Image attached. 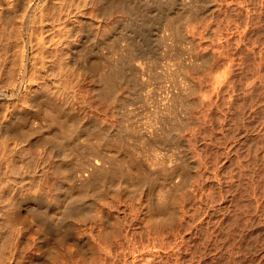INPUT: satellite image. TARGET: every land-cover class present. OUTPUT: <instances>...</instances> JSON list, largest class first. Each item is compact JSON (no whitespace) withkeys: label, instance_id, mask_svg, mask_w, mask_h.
<instances>
[{"label":"rangeland","instance_id":"374dc122","mask_svg":"<svg viewBox=\"0 0 264 264\" xmlns=\"http://www.w3.org/2000/svg\"><path fill=\"white\" fill-rule=\"evenodd\" d=\"M40 1L0 0V264H264V0Z\"/></svg>","mask_w":264,"mask_h":264},{"label":"bare ground","instance_id":"6f19581e","mask_svg":"<svg viewBox=\"0 0 264 264\" xmlns=\"http://www.w3.org/2000/svg\"><path fill=\"white\" fill-rule=\"evenodd\" d=\"M41 1H42V0H41ZM41 1H40V2H41ZM87 1H88V0H87ZM99 1H100V0H99ZM104 1H105V0H104ZM172 1H173V0H172ZM26 2H27V1H26ZM107 2H108V1H107ZM110 2H111V1H110ZM123 2H125V0H124ZM169 2H171V1L169 0ZM8 3H9V2H8ZM62 3H63V2H62ZM111 3H112V2H111ZM24 4H25V3H24ZM70 4H71V3H70ZM122 4H123V3H122ZM130 4H131V3H130ZM130 4H129V5H130ZM26 5H27V4H26ZM28 5H29V4H28ZM39 5H40V4H39ZM66 5H67V4H66ZM151 5H152V4H151ZM83 6H84V5H83ZM112 6H113V5H112ZM116 6H117V5H116ZM116 6H115V7H116ZM119 6H120V5H119ZM123 6H125V5H123ZM136 6H137V3H136ZM136 6H134V7H136ZM164 6H165V5H164ZM36 7H37V6H36ZM42 7H43V6H42ZM42 7H41V8H42ZM121 7H122V6H121ZM127 7H128V6H127ZM137 7H138V6H137ZM159 7H160V6H159ZM162 7H163V6H162ZM167 7H168V6H167ZM26 8H27V7H26ZM73 8H74V7H73ZM77 8H78V7H77ZM130 8H132V7H129V9H130ZM143 8H145V7H143ZM27 9H28V8H27ZM37 9H40V8L37 7ZM79 9H80V8H79ZM121 9H122V8H121ZM129 9H128V10H129ZM132 9H133V8H132ZM146 9H147V8H146ZM170 9H171V8H170ZM30 10H31V9H30ZM30 10H29V11H30ZM130 10H131V9H130ZM159 10H160V9H159ZM2 11H3V9H2ZM117 11H118V10H117ZM123 11H124V10H123ZM133 11H134V10H133ZM164 11H165V10H164ZM166 11H167V10H166ZM168 11H169V10H168ZM58 12H59V11H58ZM121 12H122V11H121ZM125 12H126V11H125ZM72 13H73V12H72ZM82 13H83V12H82ZM127 14H128V13H127ZM132 14H133V13H132ZM140 14H141V13H140ZM140 14H139V15H140ZM22 15H23V14H22ZM77 15H78V14H77ZM135 15H136V13H135ZM8 16H9V15H8ZM19 16H20V15H19ZM32 16H33V15H32ZM131 16H132V15H131ZM133 16H134V15H133ZM14 17H15V16H14ZM28 17H29V16H28ZM65 17H66V16H65ZM142 17H144V16H142ZM147 17H148V15H147ZM168 17H169V16H168ZM177 17H178V15H177ZM180 17H181V16H180ZM6 18H8V17H6ZM15 18H16V17H15ZM30 18H31V17H30ZM30 18H29V19H30ZM39 18H40V17H39ZM57 18H58V17H57ZM130 18H131V17H130ZM133 18H134V17H133ZM137 18H138V17H137ZM148 18H149V17H148ZM175 18H176V17H175ZM12 19H14V18H12ZM16 19H17V18H16ZM18 19H19V18H18ZM18 19H17V21H18ZM23 19H25V18H23ZM31 19H32V18H31ZM80 19H81V18H80ZM140 19H141V17H140ZM142 19H143V18H142ZM169 19L172 20L171 18H169ZM261 19H262V18H261ZM263 19H264V18H263ZM7 20H8V19H7ZM10 20H11V18H10ZM19 20H21V19H19ZM74 20H75V19H74ZM131 20H132V19H131ZM164 20H165V19H164ZM173 20H174V19H173ZM173 20H172V21H173ZM176 20H177V19H176ZM63 21H64V20H62V22H63ZM67 21H69V20H67ZM134 21H135V20H134ZM151 21H152V20H151ZM9 22H10V21H9ZM25 22H26V21H25ZM30 22H31V21H30ZM65 22H66V21H65ZM69 22H70V21H69ZM136 22H137V21H136ZM148 22H149V21H148ZM17 23H18V22H17ZM40 23H41V22H40ZM139 23H140V22H139ZM163 23H164V22H163ZM168 23H169V22H168ZM168 23H166L167 26H169ZM128 24H129V23H128ZM140 24H141V23H140ZM144 24H145V23H144ZM149 24H151V23H149ZM62 25H63V24H62ZM72 25H73V24H72ZM138 25H139V24H138ZM154 25H155V24H154ZM154 25H153V26H154ZM174 25H175V24H174ZM13 26H14V25H13ZM23 26H24V25H23ZM63 26H64V25H63ZM73 26H74V25H73ZM73 26H72V27H73ZM165 26H166V25H165ZM165 26H164V27H165ZM170 26H171V25H170ZM21 27H22V26H21ZM21 27H20V28H21ZM67 27H68V26H67ZM131 27H132V26H131ZM135 27H136V26H135ZM142 27H143V25H142ZM15 28H16V27H15ZM73 28H75V27H73ZM133 28H134V27H133ZM149 28H150V27H149ZM10 29H11V28H10ZM16 29H17V28H16ZM64 29H65V28H64ZM70 29H71V28H70ZM76 29H77V28H76ZM134 29H135V28H134ZM146 29H147V28H146ZM163 29H164V28H163ZM167 29H168V28H167ZM11 30H12V29H11ZM28 30H29V29H28ZM52 30H53V29H52ZM52 30H51V31H52ZM56 30H57V29H56ZM65 30H66V29H65ZM71 30H72V29H71ZM73 30H74V29H73ZM135 30H136V29H135ZM161 30H162V29H161ZM33 31H34V30H33ZM41 31H42V30H41ZM132 31H133V30H132ZM147 31H148V30H147ZM162 31H163V30H162ZM168 31H169V30H168ZM13 32H14V31H13ZM29 32H30V31H29ZM29 32H28V33H29ZM60 32H61V31H60ZM64 32H65V31H64ZM66 32H68V31H66ZM73 32H74V31H73ZM139 32H140V30H139ZM160 32H161V31H160ZM165 32H166V31H165ZM30 33H31V32H30ZM68 33H70V32H68ZM134 33H136V32H134ZM143 33H144V32H143ZM170 33H172V32H170ZM175 33H176V32H175ZM23 34H24V33H23ZM23 34H22V35H23ZM71 34H72V33H71ZM126 34H127V33H126ZM128 34H129V33H128ZM131 34H132V33H131ZM139 34L141 35V33H139ZM172 34H173V33H172ZM172 34H171V35H172ZM30 35H31V34H30ZM30 35H29V36H30ZM41 35H42V34H41ZM58 35H59V34H58ZM65 35H67V34H65ZM73 35H74V34H73ZM135 35H136V34H135ZM154 35H155V34H154ZM169 35H170V34H169ZM39 36H40V35H39ZM67 36H69V35H67ZM70 36H71V35H70ZM70 36H69V37H70ZM125 36H126V35H125ZM19 37H20V35H19ZM26 37H27V36H26ZM61 37H62V36H61ZM72 37H73V36H71V38H72ZM128 37H129V35H128ZM152 37H153V36H152ZM155 37H156V36H155ZM157 37H158V36H157ZM165 37H169V36H165ZM9 38H10V37H9ZM36 38H37V37H36ZM40 38H41V37H40ZM49 38H50V37H49ZM49 38H48V39H49ZM58 38H59V37H58ZM71 38H70V39H71ZM124 38H125V37H124ZM132 38H133V37H132ZM15 39H16V38H15ZM20 39H21V38H20ZM38 39H39V38H38ZM38 39H37V41H39ZM41 39H42V38H41ZM46 39H47V38H46ZM48 39H47V40H48ZM59 39H61V38H59ZM59 39H58V40H59ZM63 39H64V38H63ZM161 39H162V38H160V40H161ZM165 39H166V38H165ZM8 40H9V39H8ZM12 40H13V39H12ZM16 40H17V39H16ZM16 40H15V41H16ZM26 40H27V39H26ZM47 40H46V41H47ZM51 40H53L52 37H51ZM68 40H69V39H68ZM157 40H158V39H157ZM166 40H167V39H166ZM40 41H41V40H40ZM132 41H133V40H132ZM132 41H131V42H132ZM150 41H151V40H150ZM158 41H159V40H158ZM161 41H162V40H161ZM170 41H171V40H170ZM23 42H24V41H23ZM23 42H22V43H23ZM42 42H43V41H42ZM47 42H48V41H47ZM128 42H129V41H128ZM145 42H147V41L145 40ZM151 42H152V41H151ZM167 42H168V41H167ZM172 42H173V41H172ZM250 42H251V41H250ZM32 43H33V42H32ZM44 43H45V42H44ZM64 43H65V42H64ZM129 43H130V42H129ZM129 43H128V44H129ZM159 43H160V42H159ZM39 44L41 45L40 42H39ZM51 44H52V43H50V45H51ZM82 44H83V43H82ZM132 44H133V43H132ZM132 44H131V45H132ZM143 44H144V43H143ZM153 44H154V43H153ZM163 44H164V43H163ZM163 44H162V45H163ZM18 45H19V44H18ZM31 45H32V44H31ZM37 45H38V44H37ZM61 45H62V44H61ZM15 46H16V45H15ZM19 46H21V45H19ZM138 46H139V44H138ZM138 46H137V47H138ZM159 46H160V45H159ZM163 46H164V45H163ZM165 46H166V45H165ZM13 47H14V46H12V48H13ZM22 47H23V46H22ZM22 47H21V48H22ZM38 47H39L38 49H41L40 46H38ZM44 47H46V46L44 45ZM48 47H50V46H48ZM54 47H55V46H54ZM60 47H61V46H60ZM86 47H87V46H86ZM86 47H85V48H86ZM128 47H129V45H128ZM147 47H148V46H147ZM151 47H154V48H155L156 46H151ZM157 47H158V44H157ZM157 47H156V48H157ZM17 48H18V47H17ZM19 48H20V47H19ZM66 48H67V47H66ZM81 48H82V47H81ZM129 48H130V47H129ZM148 48H149V47H148ZM166 48H167V47H166ZM42 49H43V48H42ZM53 49H54V48H53ZM57 49H58V48H57ZM68 49H69V47H68ZM143 49H144V48H143ZM143 49H142V50H143ZM13 50H14V49H13ZM15 50H16V49H15ZM50 50H51V49H50ZM50 50H49V51H50ZM65 50H66V49H65ZM69 50H70V49H69ZM130 50H131V49H129V51H130ZM145 50H146V49H145ZM19 51H20V50H19ZM24 51H25V50H24ZM43 51H44V50H43ZM47 51H48V50H47ZM57 51H58V50H57ZM75 51H76V50H75ZM151 51H152V50H151ZM153 51H154V50H153ZM155 51H156V50H155ZM20 52H21V51H20ZM44 52H46V51H44ZM60 52H61V51H60ZM72 52H74V51H72ZM84 52H85V51H84ZM123 52H124V51H123ZM148 52H149V51H148ZM56 53H57V52H56ZM62 53H63V51H62ZM134 53H135V51H134ZM21 54H22V53H21ZM21 54H20V55H21ZM45 54H46V53H45ZM51 54H52V53H51ZM51 54H50V55H51ZM65 54H66V53H65ZM118 54H119V53H118ZM120 54H121V53H120ZM137 54H139V53H137ZM147 54H148V53H147ZM250 54H251V53H250ZM252 54H253V53H252ZM67 55H68V53H67ZM73 55H74V54H73ZM122 55H123V53H122ZM122 55H121V56H122ZM139 55H141V54H139ZM143 55H144V54H143ZM51 56H52V55H51ZM54 56H55V54H54ZM54 56H53V58H54ZM56 56H57V55H56ZM71 56H72V55H71ZM74 56H75V55H74ZM123 56H124V55H123ZM148 56H149V54H148ZM19 57H20V56H19ZM47 57H48V56H47ZM60 57H61V56H60ZM128 57H129V56H128ZM128 57H127V58H128ZM131 57H132V56H131ZM146 57H147V56H146ZM6 58H7V57H6ZM26 58H27V57H26ZM55 58H56V57H55ZM85 58H86V57H85ZM117 58H118V57H117ZM122 58H123V57H122ZM132 58H133V57H132ZM132 58H131V59H132ZM134 58H135V57H134ZM168 58H169V57H168ZM19 59H20V58H19ZM19 59H17V60H19ZM48 59H49V58H48ZM48 59H47V60H48ZM57 59H58V58H57ZM60 59H61V58H60ZM65 59H66V58H65ZM138 59H139V57H138ZM144 59H145V58H144ZM119 60H120V59H119ZM122 60H123V59H122ZM133 60H134V59H133ZM155 60H156V59H155ZM19 61H20V60H19ZM23 61H24V60H23ZM59 61H61V60H59ZM62 61H63V60H62ZM65 61H66V60H65ZM69 61H70V60H69ZM125 61H126V60H125ZM152 61H153V60H152ZM157 61H158V60H157ZM48 62H49V61H48ZM55 62H56V61H55ZM66 62H67V61H66ZM117 62H118V60H117ZM131 62H132V61H131ZM148 62H149V61H148ZM155 62H156V61H155ZM167 62H168V61H167ZM96 63H97V62H96ZM138 63H139V62H138ZM16 64H17V63H16ZM23 64H24V63H23ZM115 64H116V63H115ZM151 64H153V63H151ZM154 64H155V63H154ZM24 65H25V64H24ZM35 65H36V64H35ZM64 65H65V64H64ZM68 65H69V64H68ZM68 65H66V66H68ZM98 65H99V64H98ZM100 65H101V64H100ZM120 65H121V64H120ZM142 65H143V64H142ZM146 65H147V64H146ZM155 65H156V64H155ZM155 65H154V66H155ZM44 66H45V65H44ZM55 66H56V65H55ZM66 66H65V67H66ZM71 66H72V65H71ZM71 66H70V67H71ZM90 66H91V65H90ZM121 66H122V65H121ZM123 66L126 67V65H123ZM129 66H130V65H129ZM16 67H18V66H16ZM63 67H64V66H63ZM93 67H94V66H93ZM151 67H152V66H151ZM23 68H25V67H23ZM97 68H98V67H97ZM109 68H110V67H109ZM114 68H115V67H114ZM120 68H122V67H120ZM120 68H119V69H120ZM123 68H124V67H123ZM141 68H142V67H141ZM13 69H14V68H13ZM15 69H16V68H15ZM19 69H20V68H19ZM32 69H33V68H32ZM32 69H31V70H32ZM61 69H62V68H61ZM69 69H70V68H69ZM91 69H92V68H91ZM98 69H100V68H98ZM107 69H108V68H107ZM110 69H111V68H110ZM117 69H118V68H117ZM126 69H127V68H126ZM129 69H130V68H128V70H129ZM131 69H132V68H131ZM136 69H137V66H136ZM136 69H135V70H136ZM139 69H140V68H139ZM145 69H146V68H145ZM24 70H25V69H24ZM57 70H58V68H57ZM59 70H60V67H59ZM111 70H112V69H111ZM137 70H138V69H137ZM143 70H144V69H143ZM143 70H142V71H143ZM66 71H67V70H66ZM100 71H102V70H100ZM100 71H98V72H100ZM120 71H121V70H120ZM131 71H132V70H131ZM145 71H146V70H145ZM148 71L150 72V70H148ZM13 72H14V71H13ZM34 72H35V71H34ZM63 72H64V71H63ZM123 72H126V70H124ZM123 72H122V73H123ZM128 72H130V71H128ZM128 72H127V73H128ZM136 72H137V71H136ZM15 73H17V72H15ZM29 73H30V72H29ZM29 73H28V74H29ZM36 73H38V72H36ZM101 73H102V72H101ZM101 73H100V74H101ZM133 73H135V72H133ZM140 73H141V72H140ZM150 73H151V72H150ZM65 74H66V73H65ZM95 74H96V73H95ZM102 74H103V73H102ZM104 74H106V73L104 72ZM104 74H103V75H104ZM108 74H109V73H108ZM111 74H112V73H111ZM114 74H115V73H114ZM135 74H136V73H135ZM135 74H133V75H135ZM142 74H143V73H142ZM176 74H177V73H176ZM109 75H110V74H109ZM115 75H116V74H115ZM131 75H132V74H131ZM143 75H144V74H143ZM150 75H151V74H150ZM174 75H175V74H174ZM7 76H8V75H7ZM11 76H12V73H11ZM15 76H17V75H15ZM22 76H23V73H22ZM71 76H72V75H71ZM77 76H78V75H77ZM94 76H95V75H94ZM97 76H98V75H97ZM118 76H119V75H118ZM136 76H137V75H136ZM138 76H139V75H138ZM140 76H141V74H140ZM145 76H146V75H145ZM147 76H149V75H147ZM25 77H26V76H25ZM45 77H46V76H45ZM78 77H79V76H78ZM82 77H83V76H82ZM106 77H107V76H106ZM114 77H115V76H114ZM119 77H120V76H119ZM119 77H118V78H119ZM130 77H133V76H130ZM151 77H152V76H151ZM20 78H23V80H24V77H21V76H20ZM64 78H65V77H64ZM98 78H99V77H98ZM100 78H101V77H100ZM102 78H103V77H102ZM108 78H109V77H108ZM108 78H107V79H108ZM125 78H126V77H125ZM12 79H13V78H12ZM14 79H15V78H14ZM14 79H13V80H14ZM42 79H43V78H42ZM61 79H62V78H61ZM85 79H86V78H85ZM113 79H114V78H113ZM115 79H116V78H115ZM142 79H143V78H142ZM152 79H153V78H152ZM2 80H3V79H2ZM27 80H28V79H27ZM37 80H38V79H37ZM88 80H89V79H88ZM103 80H104V78H103ZM110 80H112V79H110ZM116 80H117V79H116ZM124 80H125V79H124ZM147 80H148V79H147ZM149 80H151V79H149ZM149 80H148V81H149ZM10 81H11V80H10ZM32 81H33V80H32ZM41 81H42V80H41ZM73 81H74V80H73ZM99 81L101 82L102 80L99 79ZM121 81H122V79H121ZM140 81H141V80H140ZM142 81H143V80H142ZM263 81H264V80H263ZM8 82H9V79H8ZM11 82H12V81H11ZM11 82H10V83H11ZM20 82H21V81H20ZM27 82H28V81H27ZM27 82H26V83H27ZM29 82H30V81H29ZM34 82H35V79H34ZM42 82H43V81H42ZM86 82H87V81H86ZM96 82H98V81H96ZM102 82H103V81H102ZM111 82H112V81H111ZM126 82H127V81H126ZM128 82H129V81H128ZM144 82H145V81H144ZM24 83H25V82H24ZM62 83H63V82H62ZM87 83H88V82H87ZM93 83H94V82H93ZM107 83H108V85H109V82H107ZM112 83H114V82H112ZM142 83H143V82H142ZM262 83H263V82H262ZM13 84H14V83H13ZM34 84H35V83H34ZM42 84H43V83H42ZM55 84H56V83H55ZM97 84H98V83H97ZM117 84H118V83H117ZM117 84H116V85H117ZM125 84H126V83H125ZM125 84H123V85H125ZM128 84H130V83H128ZM25 85H26V84H25ZM29 85H30V84H29ZM31 85H32V84H31ZM31 85H30V87H31ZM39 85H40V84H39ZM57 85H58V84H57ZM61 85H62V84H61ZM87 85H89V84H87ZM92 85H93V84H92ZM92 85H91V86H92ZM100 85H101V84H100ZM111 85H112V84H111ZM142 85H143V84H142ZM8 86H9V85H8ZM26 86H27V85H26ZM43 86H44V85H43ZM55 86H56V85H55ZM64 86H65V84H64ZM101 86H103V85H101ZM113 86H114V85H113ZM14 87H15V86H14ZM46 87H47V86H46ZM51 87H52V86H51ZM87 87H88V86H87ZM106 87H107V86H105L104 88H106ZM108 87H109V86H108ZM122 87H123V86H122ZM125 87H126V86H125ZM127 87H129V86H127ZM33 88H34V87H33ZM52 88H53V87H52ZM95 88H97V87H95ZM109 88H111V87H109ZM112 88H113V87H112ZM119 88H120V87H119ZM15 89H16V88H15ZM50 89H51V88H50ZM102 89H103V88H102ZM116 89H117V88H116ZM127 89H128V88H126V90H127ZM31 90H32V89H31ZM47 90H48V89H47ZM90 90H91V89H90ZM97 90H99V89H97ZM105 90H106V89H105ZM154 90H155V89H154ZM42 91H44V90H42ZM50 91H51V90H50ZM50 91H49V93H51ZM113 91H114V89H113ZM129 91H130V90H129ZM29 92H30V91H29ZM91 92H92V91H91ZM93 92H96V91H94V88H93ZM103 92H104V90H103ZM109 92H110V91H109ZM126 92H127V91H126ZM155 92H156V91H155ZM35 93H36V92H35ZM39 93H40V92H39ZM52 93H53V92H52ZM101 93H102V92H101ZM128 93H129V92H128ZM130 93H132V92H130ZM31 94H33V92H32ZM36 94H37V93H36ZM54 94H55V93H54ZM68 94H70V93H68ZM96 94H97V93H96ZM114 94H115V93H114ZM250 94H251V93H250ZM23 95H24V94H23ZM42 95H43V94H42ZM52 95H53V94H52ZM75 95H76V94H75ZM94 95H95V94H94ZM102 95H103V94H102ZM105 95H106V94H105ZM105 95H103V97H104ZM158 95H159V94H158ZM53 96H54V95H53ZM71 96H72V94L70 95V97H71ZM96 96H100V95H96ZM146 96H147V95H146ZM260 96H261V95H260ZM26 97H27V96H26ZM36 97H37V96H36ZM87 97H88V96H87ZM148 97H149V96H148ZM33 98H34V97H33ZM39 98H40V97H39ZM41 98H42V97H41ZM44 98H45V97H44ZM47 98H48V97H47ZM249 98H250V97H249ZM253 98H254V96H253ZM31 99H32V98H31ZM42 99H43V98H42ZM54 99H55V98H54ZM64 99H65V98H64ZM72 99H73V98H72ZM90 99H91V98H90ZM150 99H151V98H150ZM175 99H176V98H175ZM34 100H35V99H34ZM45 100H46V99H45ZM20 101H21V100H20ZM38 101H39V100H38ZM73 101H75V100L73 99ZM87 101H88V100H87ZM23 102H24V101H23ZM23 102H22V103H23ZM26 102H27V100H26ZM46 102H47V101H46ZM54 102H55V101H54ZM254 102H255V101H254ZM34 103H35V102H34ZM34 103H33V105H34ZM55 103H56V102H55ZM90 103H91V102H90ZM147 103H148V102H147ZM20 104H21V103H20ZM29 104H30V103H29ZM42 104H43V103H41V105H42ZM45 104H46V103H45ZM45 104H44V105H45ZM174 104H175V103H174ZM261 104H262V103H261ZM23 105H24V103H23ZM33 105H32V106H33ZM54 105H55V104H54ZM168 105H169V104H168ZM171 105H172V104H171ZM262 105H263V104H262ZM35 106H36V105H35ZM42 106H43V105H42ZM52 106H53V105H52ZM57 106H59V105H57ZM62 106H63V105H62ZM62 106H61V107H62ZM160 106H161V105H160ZM39 107H40V106H39ZM48 107L50 108V106H48ZM61 107H60V108H61ZM63 107H64V106H63ZM165 107H166V106H165ZM173 107H174V106H173ZM52 108L54 109L55 107H52ZM167 108H169V107H167ZM5 109H6V108H5ZM31 109H32V108H31ZM36 109H37V108H36ZM42 109H43V108H42ZM44 109H45V107H44ZM44 109H43V110H44ZM56 109H57V108H56ZM64 109H65V108H64ZM26 110H27V109H26ZM39 110H40V108H39ZM47 110H48V109H47ZM59 110H60V109H59ZM96 110H97V109H96ZM159 110H160V109H158V111H159ZM171 110H173V108H172ZM210 110H211V109H210ZM5 111H6V110H5ZM31 111H32V110H31ZM48 111H49V110H48ZM155 111H156V110H155ZM158 111H157V112H158ZM162 111H163V110H162ZM179 111H180V110H179ZM25 112H27V111H25ZM55 112H56V111H55ZM65 112H66V111H65ZM47 113H48V112H47ZM49 113H50V112H49ZM56 113H57V112H56ZM59 113H60V112H59ZM66 113H67V112H66ZM66 113H65V114H66ZM153 113H155V112H153ZM167 114H168V113H167ZM167 114H166V115H167ZM56 115H57V114H56ZM150 115H151V113H150ZM153 115H154V114H153ZM157 115H158V114H157ZM157 115H156V116H157ZM159 115H160V114H159ZM159 115H158V116H159ZM164 115H165V114H164ZM166 115H165V116H166ZM3 116H4V115H3ZM48 116H49V115H48ZM66 116H67V115H66ZM161 117H162V116H161ZM169 117H170V116H169ZM263 117H264V116H263ZM9 118H10V117H9ZM163 118H164V117H163ZM7 119H8V118H7ZM51 119H52V118H51ZM59 119H60V118H59ZM66 119H67V118H66ZM150 119L152 120V118H150ZM171 119H172V118H171ZM57 120H58V119H57ZM153 120H154V119H153ZM157 120H158V119H157ZM159 120H161V119H159ZM168 120H170V119H168ZM163 121H164V119H163ZM165 121H166V120H165ZM246 121H247V120H246ZM51 122L53 123L54 120L51 121ZM174 122H175V121H174ZM254 122H255V121H254ZM57 123H58V122H57ZM61 123H62V122H61ZM67 123H68V122H67ZM70 123H71V122H70ZM147 123H148V122H147ZM159 123H160V122H159ZM166 123L168 124V122H166ZM49 124H50V123H49ZM54 124H55V122H54ZM68 124H69V123H68ZM156 124H157V123H156ZM4 125H5V124H4ZM51 125H52V124H51ZM51 125H50V126H51ZM170 125H171V124H170ZM246 125H247V124H246ZM246 125H244V126H246ZM5 126H6V125H5ZM56 126H57V124H56ZM59 126H60V125H59ZM63 126H64V125H63ZM66 126H67V124H66ZM82 126H83V124H82ZM240 126H241V125H240ZM1 127H2V126H1ZM1 127H0V128H1ZM64 127H65V126H64ZM159 127H160V125H159ZM6 128H7V127H6ZM51 128H52V127H51ZM67 128H69V127H67ZM70 128H71V127H70ZM149 128L151 129V127H149ZM165 128H166V127H165ZM243 128H244V127H243ZM253 128H254V127H253ZM259 128H260V127H259ZM76 129H77V128H76ZM167 129H168V128H167ZM246 129H247V128H246ZM0 130H1V129H0ZM17 130H18V129H17ZM146 130H147V129H146ZM170 130H171V129H170ZM172 130H173V129H172ZM172 130H171V131H172ZM249 130H250V129H249ZM256 130H257V129H256ZM3 131H4V130H2V132H3ZM58 131H59V129H58ZM62 131H63V130H62ZM68 131H69V130H68ZM74 131H75V129H74ZM74 131L72 132L73 134H74ZM127 131H128V130H127ZM130 131H131V130H130ZM162 131H163V129H162ZM263 131H264V130H263ZM5 132H6V131H5ZM50 132H51V131H50ZM65 132H66V131H65ZM75 132H77V130H76ZM81 132H82V131H81ZM87 132H89V131H87ZM148 132H150V130H149ZM153 132H155V131H153ZM172 132H173V131H172ZM251 132H252V131H251ZM68 133H69V132H68ZM68 133H67V134H68ZM77 133H78V132H77ZM77 133H76V134H77ZM79 133H80V132H79ZM121 133H122V132H121ZM121 133H120V134H121ZM124 133H125V132H124ZM252 133H253V132H252ZM13 134H15V133H13ZM56 134H57V133H56ZM59 134H62V133H59ZM63 134H65V133H63ZM63 134H62V137L64 138L65 136H63ZM90 134H91V133H90ZM148 134H149V133H148ZM153 134H154V133H153ZM163 134H164V133H162V136H163ZM258 134H259V133H258ZM3 135H4V134H3ZM50 135H51V134H50ZM53 135H54V134H53ZM65 135H66V134H65ZM70 135L73 136L72 134H70ZM86 135H87V133H86ZM130 135H131V134H130ZM157 135H159V134H157ZM51 136H52V135H51ZM54 136H55V135H54ZM71 136H70V138H73V137H71ZM74 136H75V135H74ZM118 136H119V135H118ZM148 136H150V135H148ZM52 137H53V136H52ZM55 137H56V136H55ZM89 137H90V136H89ZM121 137H122V136H121ZM135 137H136V136H135ZM252 137H253V136H252ZM261 137H262V136H261ZM46 138H47V137H46ZM48 138H49V136H48ZM56 138H57V137H56ZM56 138H55V139H56ZM66 138H67V136H66ZM93 138H94V137H93ZM97 138H98V137H97ZM110 138H111V137H110ZM55 139H53V140H55ZM57 139H58V138H57ZM57 139H56V140H57ZM73 139H74V138H73ZM103 139H104V137H103ZM108 139H109V138H108ZM68 140H69V139H68ZM70 140H71V139H70ZM84 140H85V139H84ZM113 140L115 141L116 139H113ZM117 140H118V139H117ZM117 140H116V141H117ZM149 140H150V139H149ZM153 140H154V139H153ZM157 140H159V139H157ZM4 141H5V139H4ZM4 141H3V142H4ZM72 141H73V140H72ZM92 141H93V140H92ZM92 141H91V142H92ZM101 141H102V140H101ZM103 141H104V140H103ZM105 141H106V140H105ZM116 141H115V143L118 142V141H117V142H116ZM124 141H125V140H124ZM132 141H133V140H132ZM7 142H8V141H7ZM45 142H46V140H45ZM53 142H54V141H53ZM55 142H57V141H55ZM59 142H61V141H59ZM59 142H58V143H59ZM69 142H70V141H69ZM89 142H90V141H89ZM93 142H94V141H93ZM95 142H96V140H95ZM95 142H94V143H95ZM158 142H159V141H158ZM49 143H50V142H49ZM94 143H93V144H94ZM99 143H100V142H99ZM99 143H98V144H99ZM104 143H105V142H104ZM120 143H121V142H120ZM122 143L124 144V143H126V142H122ZM135 143H136V142H135ZM139 143H140V142H139ZM53 144H54V143H53ZM60 144H61V143H60ZM86 144H87V143H86ZM100 144H101V143H100ZM100 144H99V145H100ZM19 145H20V144H19ZM61 145H62V144H61ZM94 145H95V144H94ZM105 145H107V144H105ZM118 145L120 146V144H118ZM1 146H2V145H1ZM1 146H0V147H1ZM54 146H55V145H54ZM121 146H122V145H121ZM129 146H131V145H129ZM4 147H5V146H4ZM6 147H7V146H6ZM63 147H64V146H63ZM116 147H117V146H116ZM133 147H135V146H133ZM145 147H146V146H145ZM57 148H58V147H57ZM95 148H97V147L95 146ZM102 148H103V147H102ZM112 148H113V147H112ZM127 148H128V147H127ZM103 149H104V148H103ZM116 149H117V148H116ZM0 150H1V149H0ZM59 150H60V149H59ZM63 150H64V149H63ZM97 150H98V149H97ZM8 151H9V150H8ZM24 151H25V150H24ZM60 151H61V150H60ZM65 151H66V150H64V151H62V152H64V154H66ZM121 151H122V150H121ZM62 152H61V153H62ZM230 153H231V152H230ZM62 154H63V153H62ZM64 154H63V155H64ZM67 154H69V153H67ZM250 154H251V153H250ZM63 155H62V157H64V159L66 160V156H67V155H64V156H63ZM152 156H153V155H152ZM60 157H61V155H60ZM8 158H9V157H8ZM111 158H113V157H111ZM119 158H120V157H119ZM145 158H146V157H145ZM0 159H1V158H0ZM38 159H39V158H38ZM113 159H114V158H113ZM62 160H63V159H62ZM114 160H115V159H114ZM145 160H146V159H145ZM118 161H119V160H118ZM1 162H2V161H1ZM59 162H60V161H59ZM62 162H63V161H61V163H62ZM64 162H65V161H64ZM130 162H131V161H130ZM143 162H144V160H143ZM61 163H60V164H61ZM111 163H112V162H111ZM146 163H147V162H146ZM10 164H11V163H10ZM56 164H57V163H56ZM159 165H160V164H159ZM261 165H263V164H261ZM111 167H112V166H111ZM151 167H152V166H151ZM33 168H34V167H33ZM129 169H130V168H129ZM62 170H63V169H62ZM39 171H40V170H39ZM58 171H60V170H58ZM16 174H17V173H16ZM94 175H95V174H94ZM250 176H251V175H250ZM262 177H263V176H262ZM101 178H103V177H101ZM101 178H100V179H101ZM256 178H257V177H256ZM96 179H97V178H96ZM119 179H120V178H119ZM144 179H145V178H144ZM263 179H264V178H263ZM93 180H94V179H93ZM249 180H250V179H249ZM90 181H91V180H90ZM137 181H138V180H137ZM228 182H229V181H228ZM249 182H250V181H249ZM87 183H88V182H87ZM94 183H95V182H94ZM97 183H98V181H97ZM240 183H241V182H240ZM102 184H103V183H102ZM236 186H237V185H236ZM241 186H242V185H241ZM247 187H248V186H247ZM239 189H240V187H239ZM239 189H238V190H239ZM48 191H50V190H48ZM81 191H82V190H81ZM224 191H225V190H224ZM211 193H212V192H211ZM12 194H13V193H12ZM168 194H169V193H168ZM228 194H229V193H228ZM231 194H232V193H231ZM259 194H260V193H259ZM214 195H215V194H214ZM239 195H240V194H239ZM245 196H246V195H245ZM261 196H262V195H261ZM240 198H241V197H240ZM66 199H67V198H66ZM236 199H237V198H236ZM9 200H10V199H9ZM253 200H254V199H253ZM233 201H234V200H233ZM243 201H244V200H243ZM72 202H73V201H72ZM72 202L70 201L71 205L73 204ZM75 202H76V201H74V203H75ZM77 202H78V201H77ZM55 203H56V202H55ZM70 203H69V204H70ZM57 204H58V203H57ZM73 205H74V204H73ZM77 205H78V204H77ZM226 205H227V204H226ZM55 206H56V205H55ZM67 206H68V204H67ZM241 206H242V205H241ZM69 207H70V206H69ZM71 207H72V206H71ZM73 207H74V206H73ZM75 207H76V206H75ZM251 207H252V205H251ZM16 208H17V207H16ZM226 208H227V207H226ZM239 208H240V207H239ZM245 208H246V207H245ZM60 209L62 210V208H60ZM81 209H82V208H81ZM243 209H244V208H243ZM7 210H8V209H7ZM165 210H166V208H165ZM58 211H59V210H58ZM58 211L56 210V212H58ZM68 211H69V210H68ZM71 211H72V210H71ZM226 211H227V210H226ZM10 213H11V212H10ZM17 213H18V212H17ZM233 214H234V213H233ZM241 214H242V213H241ZM59 215H60V213H59ZM47 216H49V215H47ZM61 216H62V214H61ZM44 217H45V216H44ZM62 217H63V216H62ZM242 217H243V216H242ZM249 217H250V216H249ZM251 217H252V216H251ZM64 218H65V217H64ZM247 218H248V217H247ZM56 219H57V218H56ZM210 221H211V220H210ZM210 221H209V222H210ZM247 221H248V220H247ZM21 222H22V221H21ZM23 223H24V222H23ZM212 223H213V222H212ZM235 223H236V221H235ZM244 223H245V222H244ZM20 224H21V223H20ZM172 224H173V223H172ZM227 224H228V223H227ZM246 224H247V223H246ZM184 225H185V224H184ZM220 225H221V224H220ZM249 225H250V224H249ZM263 225H264V224H263ZM173 226H175V225H173ZM204 226H205V225H204ZM227 226H228V225H227ZM247 226H248V225H247ZM230 227H231V226H230ZM249 227H250V226H249ZM245 228H246V227H245ZM263 228H264V227H263ZM201 229H202V228H201ZM204 229H205V228H204ZM259 229H260V228H259ZM228 230H229V229H228ZM263 230H264V229H263ZM176 231H177V230H176ZM200 231H201V230H200ZM204 232H205V231H204ZM159 233H160V232H159ZM199 234H200V232H199ZM208 235H209V234H208ZM256 235H257V234H256ZM259 236H260V235H259ZM199 237H200V236H199ZM58 238H60V237H58ZM62 239H63V238H62ZM199 239H200V238H199ZM157 241H158V240H157ZM180 241H181V240H180ZM160 242H161V241H160ZM207 242H208V241H207ZM230 242H231V241H230ZM243 243H244V242H243ZM9 244H10V243H9ZM117 244H118V243H117ZM198 244H199V243H198ZM238 244H239V243H238ZM154 245H155V244H154ZM165 245H166V244H165ZM171 245H172V244H171ZM199 245H200V244H199ZM178 246H180V245H178ZM146 247H147V246H146ZM233 247H234V246H233ZM234 248H235V247H234ZM244 248H245V247H244ZM145 249H146V248H145ZM153 249H154V248H153ZM250 251H251V250H250ZM263 251H264V250H263ZM229 253H230V252H229ZM239 253H240V252H239ZM146 254H147V253H146ZM169 255H170V254H169ZM234 255H235V254H234ZM157 257H158V256H157ZM183 258H184V257H183ZM224 258H225V257H224ZM259 258H260V257H259ZM197 259H198V258H197ZM123 260H124V259H123ZM156 260H157V259H156ZM139 261H141V260H139ZM145 261H146V260H145ZM152 261H153V260H152ZM128 262H129V261H128ZM142 262H144V261H142ZM161 262H162V261H161ZM231 262H232V261H231ZM231 262H230V263H231ZM149 263H150V262H149ZM230 263H229V264H230ZM146 264H147V263H146ZM170 264H171V263H170ZM194 264H195V263H194Z\"/></svg>","mask_w":264,"mask_h":264}]
</instances>
